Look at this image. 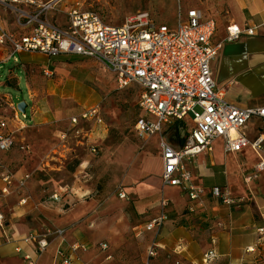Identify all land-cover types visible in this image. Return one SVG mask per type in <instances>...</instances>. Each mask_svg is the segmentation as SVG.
<instances>
[{"label": "rangeland", "instance_id": "obj_1", "mask_svg": "<svg viewBox=\"0 0 264 264\" xmlns=\"http://www.w3.org/2000/svg\"><path fill=\"white\" fill-rule=\"evenodd\" d=\"M35 1V5H22L21 11L31 17L39 14L41 21L53 25L64 22V13L70 7L96 14L106 24L118 27L137 14H149L153 20L171 25L180 7L183 12L193 7L216 21L215 35L223 32L234 17L239 18L231 0ZM51 2H55V8L41 13L42 7ZM15 8L0 3V30L19 40L32 34L37 25ZM0 84V94L8 95L3 97L6 101L13 100L21 117L17 105H28L26 118L17 121L16 112L0 100V115L12 121V130L19 129V122L25 126L15 134V150L0 153L4 168L0 174L8 169L20 179L24 171L31 173L25 187L16 184L11 196L0 195V214L14 225L20 223L27 233L37 232V244L47 242L49 264H63L65 260L71 264H143L153 234H137L146 223L159 217L165 191L160 179V153L154 149L158 137L142 140L135 133L141 117L139 87L131 84L121 88L117 75L96 60L73 56L50 59L24 53L12 56L9 45L0 46ZM91 108L101 113L107 129L86 124L82 127L84 134L78 137L70 119ZM174 124L165 128L163 140L185 147L191 136L190 124L179 123L178 129ZM63 133L66 139L60 138ZM21 146L27 148L26 154L19 150ZM183 162L189 167L187 159ZM132 177L134 180L128 182ZM120 191L125 198H121ZM172 193L168 191L166 195ZM53 195L61 197V201L73 200V205L94 201L97 208L73 227L58 229L55 218H47V211H54L59 204L52 208ZM172 195L177 212L170 219L175 221V228H186L183 216L187 212L181 211V200L175 192ZM25 196L31 197L28 204L33 210L29 213L20 206ZM47 200L50 207L45 206ZM169 228L170 224L166 229ZM158 241L165 245L161 238ZM178 242L176 237L174 243ZM175 248L168 245L157 264H191L174 254ZM233 248L236 254L224 264H264V244L255 246L254 253H248L240 244Z\"/></svg>", "mask_w": 264, "mask_h": 264}, {"label": "built area", "instance_id": "obj_2", "mask_svg": "<svg viewBox=\"0 0 264 264\" xmlns=\"http://www.w3.org/2000/svg\"><path fill=\"white\" fill-rule=\"evenodd\" d=\"M0 3L7 8L16 7V11L23 17H30V23L37 25L32 34L22 36L19 40L0 30V46L12 47V56L24 53L40 54L50 59L63 56L92 59L116 74L121 88L131 84L139 87L141 117L135 125V133L142 140L158 137L156 148L161 153L163 190L177 189L188 200L187 210L190 213L203 205L202 197L207 191L195 184L191 173L185 167V159L191 160L200 154L212 152L213 143L217 139L223 141L226 153H237L248 146L262 151L264 136L257 134L248 139L241 133V129L253 118L264 120V107L249 109L229 103L226 89L217 84L212 71V64L225 43L237 42L244 36H254L256 28L230 25L226 28L225 39L214 44L216 21L207 18L202 11L195 8L183 12L180 7L177 19L171 25L153 20L149 14H137L127 18L118 27L106 24L96 14L71 7L64 13V22L53 25L41 21L39 14L31 17L21 11L22 5H35V0H0ZM54 4L55 2H51L44 5L41 13L53 10ZM2 98L3 96L0 100L16 112L14 120L26 118L19 115L13 100L6 101ZM10 121L0 115V153L3 154L15 150V134L25 128L24 123L19 122V129L12 130ZM174 123L190 124L191 136L185 147L163 140L165 128ZM86 124L107 129L96 108L84 110L70 119V126L78 137L84 134L82 127ZM60 138L66 139L67 134H61ZM19 150L24 154L27 152L25 146H21ZM93 151L96 152L95 149ZM3 169L0 163V170ZM257 170L264 171V162L258 165ZM30 179L31 173L28 171H24L20 179L8 169L3 171L0 174V195L11 196L16 184L23 188ZM251 180L249 177L246 182ZM164 194L165 192L159 217L146 223L139 231L140 234H155L147 248L143 264H157L162 257L157 237L169 220L172 205ZM119 195L125 198L123 192L120 191ZM210 195L220 204L231 206L236 203V199L227 189H211ZM29 200L30 198L22 199L20 206H25ZM50 201L60 203L61 197L53 195ZM50 201L44 202L45 206L50 207ZM5 225L6 218L0 214V230H4ZM258 234L264 236V227ZM212 246L203 255L201 264L218 262L220 257L216 250V241L212 242ZM46 248V242H38V258L44 254ZM247 252L254 253V247L247 249ZM24 260L27 264H37L38 261L29 255ZM63 264L71 263L65 260ZM174 264L182 263L177 261Z\"/></svg>", "mask_w": 264, "mask_h": 264}, {"label": "crops", "instance_id": "obj_3", "mask_svg": "<svg viewBox=\"0 0 264 264\" xmlns=\"http://www.w3.org/2000/svg\"><path fill=\"white\" fill-rule=\"evenodd\" d=\"M231 2L239 18L234 17L223 32L215 35L213 43L218 44L225 39L226 28L230 25L254 27L255 35L244 36L237 42L224 44L212 64L214 78L220 87L226 89L229 103L241 108H262L264 107V0H231ZM0 96L8 95L0 94ZM241 133L248 139L254 138L257 134L264 136V120L253 118L241 129ZM188 162L189 167L186 165L185 167L191 173L195 184L206 189L207 192L202 197L203 205L196 207L195 212L190 213L187 210L188 200L182 197L177 189L165 191L164 196L170 199L172 205L169 210V220L157 237L162 256L168 245H174L176 246L172 251L174 254L189 260L191 264H201L203 255L212 249V242L216 241V250L220 257L216 264H224L232 260L236 254L233 247L237 244L245 247L243 248L245 250L263 245L264 236H259L258 231L264 227V171L258 172L257 167L264 162V145L261 152L248 146L237 153H226L223 141L217 139L213 143L212 152L200 154ZM145 170H147L146 166ZM132 176H135V172ZM249 177L252 180L247 183ZM133 178L128 182H132ZM214 188L227 189L236 199V203L227 206L215 201L210 195V190ZM168 191L173 192L172 194L175 192L181 200L179 203L182 205L181 211L187 212L183 216L187 220L186 228L177 229L173 226L175 221L170 217L177 212L176 202L172 200V194L166 195ZM24 198L31 197L25 196L21 200ZM70 202L65 199L55 207L56 203H52L54 211H47V218L49 220L55 218L54 224L58 229L73 227L97 208V203L94 201L76 205H73V200ZM66 206L71 208L66 211L60 210ZM32 210V205L27 203L24 211L29 213ZM168 224L170 228L166 229ZM147 234H153L154 239L155 234L151 232L141 234L139 232L137 235L144 237ZM38 237L37 232L27 233L20 223L14 225L6 219L4 230H0V264H27L24 260L26 255L31 256L35 261L38 260L37 264H49V256L43 254L40 258L37 257ZM176 237L180 242L175 244ZM159 238L165 245L158 241ZM27 239L32 240L27 242ZM24 244L30 250L26 251Z\"/></svg>", "mask_w": 264, "mask_h": 264}, {"label": "water", "instance_id": "obj_4", "mask_svg": "<svg viewBox=\"0 0 264 264\" xmlns=\"http://www.w3.org/2000/svg\"><path fill=\"white\" fill-rule=\"evenodd\" d=\"M27 108H28V105L25 103V102H21L17 105V109L18 111L23 115L25 116L26 113H27Z\"/></svg>", "mask_w": 264, "mask_h": 264}, {"label": "trees", "instance_id": "obj_5", "mask_svg": "<svg viewBox=\"0 0 264 264\" xmlns=\"http://www.w3.org/2000/svg\"><path fill=\"white\" fill-rule=\"evenodd\" d=\"M178 125H179V123H175V124H174V127H176V128L178 129V128H179Z\"/></svg>", "mask_w": 264, "mask_h": 264}, {"label": "bare ground", "instance_id": "obj_6", "mask_svg": "<svg viewBox=\"0 0 264 264\" xmlns=\"http://www.w3.org/2000/svg\"><path fill=\"white\" fill-rule=\"evenodd\" d=\"M3 97H5V96H3ZM4 99H6V98H4ZM175 146L177 147V145H175ZM46 252H47V250H46ZM45 256H48V254L45 253Z\"/></svg>", "mask_w": 264, "mask_h": 264}]
</instances>
